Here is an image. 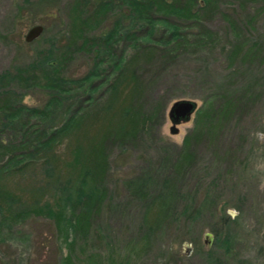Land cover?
<instances>
[{"label": "rangeland", "instance_id": "374dc122", "mask_svg": "<svg viewBox=\"0 0 264 264\" xmlns=\"http://www.w3.org/2000/svg\"><path fill=\"white\" fill-rule=\"evenodd\" d=\"M204 1L191 6L200 25L181 22L192 43L141 71L146 88L133 112L163 108L152 134L106 140L97 179L71 159L65 140L33 164L0 172V264H264V0ZM100 15L88 0H0V93L15 91L24 106L41 107L46 91L17 76L48 52L67 57L70 77L92 70L89 46L70 50L66 40L77 16L94 37L118 14ZM36 24L43 31L27 42ZM106 65L95 85L113 71ZM105 88L93 89L100 106L107 105ZM179 100L196 108L173 122L169 110ZM193 132L202 134L191 143V159L171 178ZM137 179L142 186L134 187ZM160 200L169 205L167 218L151 233L145 213Z\"/></svg>", "mask_w": 264, "mask_h": 264}, {"label": "trees", "instance_id": "16d2710c", "mask_svg": "<svg viewBox=\"0 0 264 264\" xmlns=\"http://www.w3.org/2000/svg\"><path fill=\"white\" fill-rule=\"evenodd\" d=\"M88 1L97 3L103 9L100 20L119 15L110 28L103 29L97 36L86 35L88 25L83 16H77L69 32L66 46L75 48L79 42L89 46L93 69L80 76L70 77L64 73L67 57L54 60L48 52L36 65L31 64L22 69L26 76H17L19 82L27 84L30 79L33 85L46 91V99L41 107L24 106L21 103L22 96L15 91L5 95L4 92L0 93V172L3 174L33 164L35 159L53 152L56 143L65 140L69 154L73 155L71 159L77 157L81 160L83 167L97 179L106 161V140L119 136L139 138L145 132L152 134L158 124L157 114L159 116L163 109L159 104L153 112L145 110L141 114L137 112V115L135 110L133 112L135 102L146 88L141 71L144 67H153L154 59L158 63V60L177 56V50L189 45L190 34L182 32L181 22L190 20L200 25L199 13L191 9L195 0ZM204 2L208 4V0ZM156 30L158 34L155 35ZM197 37L204 38L199 34ZM109 61L113 71L108 69L109 72L103 73L104 79L95 85L99 67L107 63L109 68ZM98 85H106L107 105L104 103L100 106L102 102L96 104L97 97L93 89ZM93 105L99 106L92 109ZM214 115L215 112L210 109L205 113L209 122L214 119ZM200 134L202 132L196 135L193 132L185 136L183 153L172 162L171 178L180 175L190 161L191 143ZM140 180L142 182V179L134 181L137 184L134 187L143 185ZM133 189L141 191L142 188ZM149 202L152 204L153 201ZM168 206L160 200L146 210L145 225L151 233L157 232L165 223ZM37 210V214L44 213ZM60 214L57 212L53 217L57 229L61 223Z\"/></svg>", "mask_w": 264, "mask_h": 264}, {"label": "water", "instance_id": "95a60500", "mask_svg": "<svg viewBox=\"0 0 264 264\" xmlns=\"http://www.w3.org/2000/svg\"><path fill=\"white\" fill-rule=\"evenodd\" d=\"M43 31V26L41 24L33 25L29 28L27 33L25 34V40L30 42L34 38L38 37L40 33ZM196 103L193 100H179L176 101L169 110V118L173 122H177L179 120L187 119L191 113L195 110ZM210 234L206 233L207 243L209 244Z\"/></svg>", "mask_w": 264, "mask_h": 264}]
</instances>
